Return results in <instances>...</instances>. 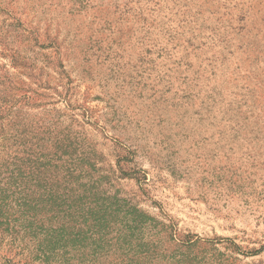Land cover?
Returning <instances> with one entry per match:
<instances>
[{"label": "rangeland", "instance_id": "1", "mask_svg": "<svg viewBox=\"0 0 264 264\" xmlns=\"http://www.w3.org/2000/svg\"><path fill=\"white\" fill-rule=\"evenodd\" d=\"M110 1L129 0H0V74L17 72L14 52L57 50L89 134L147 175L142 191L123 180L126 192L218 248L195 264H264V0H222L223 23L188 27L181 48L168 35L144 45L137 25L119 42L111 21L95 30Z\"/></svg>", "mask_w": 264, "mask_h": 264}, {"label": "trees", "instance_id": "2", "mask_svg": "<svg viewBox=\"0 0 264 264\" xmlns=\"http://www.w3.org/2000/svg\"><path fill=\"white\" fill-rule=\"evenodd\" d=\"M113 3L102 8L95 30L111 21L119 42L137 25L142 43L153 47L168 35L166 46L181 48L177 37L188 27L201 31L210 17L222 24L228 15L220 11L222 0ZM43 52V59L12 53L17 72L0 74L2 264H195L198 253L217 251L207 248L211 241L180 234L172 220L148 213L136 192H126L123 180H135L142 191L147 175L124 163L127 149L115 159L105 153L86 128L90 115L74 113L71 77L59 52Z\"/></svg>", "mask_w": 264, "mask_h": 264}]
</instances>
